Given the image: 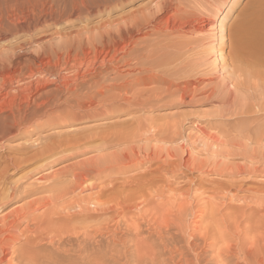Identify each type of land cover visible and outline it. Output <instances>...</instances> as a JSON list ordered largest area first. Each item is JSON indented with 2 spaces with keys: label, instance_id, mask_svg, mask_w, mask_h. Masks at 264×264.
<instances>
[{
  "label": "bare ground",
  "instance_id": "bare-ground-1",
  "mask_svg": "<svg viewBox=\"0 0 264 264\" xmlns=\"http://www.w3.org/2000/svg\"><path fill=\"white\" fill-rule=\"evenodd\" d=\"M194 2L195 0H182L179 3L177 0H158L155 2V7L153 6L154 8H151L148 13L139 11L138 14L135 12L136 14L133 13L125 19L122 17V20H119V18V21L100 23V26L92 30L90 28L84 33L83 31L72 33L67 32V24L72 20V17L76 16L77 20H83L84 15L86 17L95 16L98 12L117 6L120 2L104 7L93 8L92 6L91 8L89 0H78L74 6L75 14H69L65 0H0V143L2 144L26 130L36 129L40 125L50 123L55 119L60 118L67 121L66 118L83 116L86 110H92L105 103L115 101L120 102V104L121 102L122 104L125 102V104L134 105L138 103L139 106H145L144 104L140 105L142 100L136 99L139 98L136 97V93H133L132 97L129 96V90L133 86L124 78L142 68L160 71L161 73L171 71L175 76L182 71L181 68H183L185 60L183 57V63L181 58L185 53L182 50H176L177 47L174 45L172 37L184 33L200 32L205 25L203 22L207 21L199 17V14L194 16L193 12L184 9L192 7ZM47 6H49V10L45 9ZM208 9L210 10V8ZM206 11L209 14L207 9ZM261 16L251 19L246 27L242 28L240 24H237L227 28L223 22L229 17V9L226 8L221 12V25L217 30L219 37L215 41L219 42L220 47L218 45L219 48H217L214 44L213 50L216 51L218 60H229V64L225 62L224 65H228L223 66L224 69L228 70L229 76L224 80V83L221 82L222 85L217 90L221 101L223 100L222 103L228 108L225 109L226 113L228 111L230 113L235 112L240 104L244 106H242L244 109L240 107L243 115L244 113L248 115L255 108L264 112V16ZM147 28L150 30L144 32ZM94 30L97 31L93 33ZM232 32L236 33L233 34ZM55 38L58 41H53ZM166 41H169V44ZM226 48L229 49L227 53L224 52ZM181 52L183 54H180ZM170 74L167 75H173ZM165 79L162 82L168 83ZM179 85L176 87H180ZM242 88L249 89L255 95V97H250L253 99H251L252 102L246 99L251 103L243 102L242 98L245 97V94L242 97L238 96V91ZM171 90L172 87L170 86L163 93H168ZM178 90L180 89L178 88L174 93L179 92ZM163 93L161 92V94ZM188 95V89L185 88L181 99ZM140 96L142 95L140 94ZM143 100L146 101L144 97ZM143 103L147 105L146 102ZM257 129L255 131L259 132L260 130ZM254 132H250L251 135ZM262 132L260 131L257 136ZM136 137H138L137 133ZM119 138L121 137L119 136ZM108 139L111 140L112 137ZM140 139L138 140L141 141L142 139ZM212 139L214 141V138ZM122 140L124 139L122 138ZM258 141L260 142V140ZM124 142L126 141L124 140ZM148 142L146 141V147H149ZM68 144L70 143L55 141L40 150L34 152L22 150L23 152H20L19 157L12 155L14 157L5 159V163L0 164V209L8 203L22 199L23 196L26 197L25 194L18 195L19 188L17 187L10 186V189H3L5 177L10 172L9 168L13 167L17 170L25 163L43 161L58 155V153L63 154L67 151L65 146ZM152 146L154 147V145ZM155 151L157 152V149ZM233 151L231 150V152ZM201 152L204 154L205 151L201 150ZM63 156L57 160L61 161V159L66 158ZM174 159L165 160L166 165L163 163L161 165L167 167L168 170L169 168L179 169L180 162L177 163ZM190 166L188 165V167ZM122 172L119 171L118 173ZM100 173L97 169H85L76 176V183H71V185L74 183L75 186L67 184L69 187L67 186L59 192L58 187L60 185L56 182L54 186L52 184V186L49 185L43 189L46 192H55L54 195L50 193L51 196H44L39 200H29L28 203L15 207L2 216L0 218V264H115V261L117 263V260H121V258L128 260L130 256L128 254L133 255V262L121 260L125 261L126 264H240L238 262L240 260H243V264H264V245L255 242L258 237L253 240L249 248L242 246L244 242L241 239H238L239 242L235 239L237 243L232 245V240L230 241L232 244L227 243L226 238H229L227 236L229 232L227 234L223 232L225 229H222L223 231L220 233L218 232L219 235L215 232L214 234L218 235H215L216 238L213 236L214 234H209L206 229L203 232L200 231V220L195 222L196 225L192 231L188 229L187 231L183 230L185 229L182 227L184 225L177 224L179 220L175 218L172 220V225L177 232H174L169 227L168 221L156 218L154 223L151 221L153 225L147 227L151 230L149 235L144 236L141 225L143 223L138 221L139 218H137L138 220L135 219L133 212L143 204L147 198L146 193L157 186V181L150 183L157 178H152V180L141 178L142 180L135 181L136 178L134 177L131 182L130 180H123L120 183H113L111 180L110 185L108 183L106 187L104 185L105 191H103L104 188L102 189L103 193L101 194L103 196L108 194V199H105L103 206L99 204L101 205L100 209L93 205L96 209L92 208L91 210L89 205L93 203L78 201H82L81 198L79 199L80 196L78 200L75 199L78 202L73 200L74 202L71 203H61L68 195L78 190L84 193L86 190L84 191L83 186L85 187L90 179ZM56 184L58 187H55ZM90 185L88 188L93 186L91 183ZM133 188L136 190L132 191ZM165 188L166 186L162 188L159 185L157 192L163 195ZM55 190H58V194ZM101 212L110 213V215L113 213L110 219L104 221V225L97 224L100 222L98 218L103 215L100 216ZM180 212H182L181 208ZM129 215L130 217H128ZM132 215L134 216L131 217ZM198 217L201 219L202 214ZM95 220L98 221L97 226L94 225L93 227L95 232L90 231L92 227L89 228L90 230H86L81 228L83 225L80 226ZM21 228L23 229L20 230ZM218 228L220 227L218 226ZM100 233H104L103 236ZM261 235L260 237L264 240V236ZM178 238L181 239L178 242H182V239L185 238V242H187L188 239L186 246H180V243H177ZM126 240L130 242V246L126 244ZM220 243L224 244L217 248ZM206 251L215 252V254L208 259ZM235 258H238L236 262Z\"/></svg>",
  "mask_w": 264,
  "mask_h": 264
},
{
  "label": "rangeland",
  "instance_id": "rangeland-1",
  "mask_svg": "<svg viewBox=\"0 0 264 264\" xmlns=\"http://www.w3.org/2000/svg\"><path fill=\"white\" fill-rule=\"evenodd\" d=\"M65 1L68 7L67 12H69V14H75L74 6L75 2L77 3L78 0ZM89 1L91 3V8L92 6L93 8H96L98 6L104 7L108 4L113 5L117 2H120V4L105 11L103 10L100 13L98 12L95 16L86 17L84 15L83 20H77L76 16L72 17V20L67 24V32L74 33L77 31H83L84 33L85 31L90 30V28L92 30L100 26V23L103 24L108 23L109 21H117L119 18V20H122L135 12L138 14L140 12L148 13L149 10L151 11V8L155 7V2L158 0H122L123 2L120 0ZM181 1L182 0H177L178 3ZM196 1L197 0L191 5L192 7H186L184 9L193 12L192 14L194 16L199 14V17L202 19L204 18L208 20L209 18L217 23L208 28L204 25L200 32L189 34L184 33L180 36L175 35L172 37L174 39V45L177 47L176 50H182V52L185 53V55L182 52L180 53L183 54L181 58L182 62L183 57L185 60V64L183 65L184 62L182 63V71L178 72V75L175 76L171 71H169V73H161L160 71H150L142 68L143 70L140 69L133 72L131 74L132 77L128 75L124 78V80L126 79V82L129 81L128 83L133 86V88L129 90V96L132 97L136 93V97H139L136 99L142 100L140 105L144 104L145 106H139L138 103V105L127 103L126 105L125 102L123 104L121 102L120 104V102L115 101L105 103L92 110H86L83 113V116L72 117L69 119L66 118L67 121L60 118L57 120L55 119L50 123L40 125L36 129L26 130L12 139L4 141L2 144L0 143V164H4L5 159L8 160L10 157H19L22 150H26V152H34L55 141L70 143L65 146L67 151L63 154L58 153V155L56 154L43 161H33L29 164L25 163L22 165L23 167L20 166L17 170L13 167H11V169L9 168L10 172H8V176L5 177L3 189L7 190L12 186L13 188L17 187L19 188L18 195L25 194L26 197L23 196L22 199L4 205L0 209V218L9 211H12L13 208L28 203L27 201L29 200H39L44 198V196L48 197V195H54V191V193L46 192L43 190L44 187H49V185L52 186V184L54 186L57 182L60 187H58L57 184L55 187H58L60 192L61 189H64L67 186L69 187L67 184L75 186L74 183L72 185L71 183H76V176L85 171V169H97L101 173L90 179L85 184V187L83 186L84 191L86 190L85 192L83 191L84 193L80 192L81 190H78L75 193L68 195V198L66 197L61 203L67 204L71 203L73 200L75 202L90 201L91 204L93 203L92 205H89L91 210L92 208H101V205L105 204L103 202L108 199V194H104V196L101 194L103 193L102 189L104 188V185L105 187L108 184L110 185L111 180H113V183H120V181L123 180H130L131 182V179L133 180L134 177L136 178L134 179L135 181H140L144 178H147L148 180L157 178L158 180L156 179L155 181L150 182L152 184L157 181V186L146 193L147 198L143 204L135 210L136 213H138L136 214L134 211L133 214H135V216H131H134L136 220L139 218L138 221L143 223L141 225L144 230V236L149 235L151 230L147 227H150L151 224L153 225L154 221L157 219L168 221L171 230L177 232L175 231L176 228L172 225V220H175L176 218V220L180 221L177 222L178 225H184L182 226L183 228L185 227L183 230L188 229L189 231H192L196 225L195 222L200 220L199 229H201L200 231L202 232L206 229L209 234H214L216 232V234L219 235V233L223 231L222 229H225L223 232L226 234L228 232L231 233H228L227 236H229V238L227 237L226 239L227 243H230L232 240L233 244L230 243L232 245L239 242L238 239H241L244 242L242 246H248L247 248H249L251 247L253 240H256V237H258V239L255 242L264 245V240L260 237L261 234L264 236V148H262L264 147V132H262L264 130V112H262L263 110L255 108V112L253 111L255 114L250 112L248 115L245 113L243 115L241 110L244 109V106L241 104L237 106V110L233 112L234 114L230 113V111H228L229 113L225 112V109L228 108L222 103L223 100L221 101L217 90L218 88L220 89L222 85L221 82L224 83V80L229 76L228 70L223 68V66L225 67L229 64V60H218L217 54L215 53L216 51L213 50L214 44H216L215 47H220L219 42L215 41L219 37L217 30H219L221 25V12L224 9H229V17L223 22V24L226 25L227 28L240 24L243 28L248 26L251 19L258 17L259 15L261 16L262 14L261 17L264 16V0H213V2L212 0H199L197 3ZM208 8H210V10ZM213 8H216V10H213ZM45 9L49 10V6ZM206 9L209 11V14ZM203 24H206V21H204ZM149 30L150 29L147 28L144 32ZM95 31L97 30H94L93 33H95ZM232 33L235 34L236 32ZM53 41L58 40L55 38ZM169 41H166V43L168 42L169 44ZM171 45H173L172 42ZM228 51L229 49L226 48V51L224 52L227 53ZM225 62L228 64L224 65ZM170 73L173 75L168 76L167 74ZM163 79L168 81V83H163ZM178 84H180V87H176ZM170 86L172 87V92L163 93L165 90L167 91ZM178 88L180 89L178 90L179 92L174 93ZM185 88L188 89L189 95L186 98L181 99ZM161 92L163 94H161ZM251 92L252 91L249 89L242 88L239 89L238 96L242 97V95L245 94V97L242 98L243 102L251 103L252 98L250 97H255ZM139 93L142 96H140ZM143 97L146 101L143 100ZM246 99L251 102H248ZM148 100H151L152 102H149ZM143 102H146L147 105ZM240 107H242V109H240ZM150 127L155 129L153 130ZM255 129L258 131L260 130L262 132L260 135L262 134V136L258 135V138L257 134L260 131L257 132ZM250 132H254V134L251 135ZM136 133L138 137H136ZM144 133L149 136H145ZM166 133L168 134L166 135ZM141 134L142 137H140ZM255 135L256 137H254ZM116 136L120 140L117 139ZM111 137V140L114 139L112 142L108 139ZM106 138L108 140H105ZM122 138L126 142H124ZM212 138H214V141ZM258 140H260V142ZM146 141H149V147H146ZM140 145L143 147H140ZM152 145H154V147ZM154 149H157V152ZM201 150H203V152L205 151L204 154ZM231 150L234 151L231 152ZM63 155L66 158L61 159V161L57 160V158ZM173 159L177 163H181H179V169L169 168L168 170L167 167L161 165L162 163L164 165L166 161ZM137 161L139 162L137 163ZM188 165L191 166L188 167ZM118 170L123 172L118 173ZM89 182L93 185V188H88L90 185ZM159 185L162 188L166 186L164 189L165 195H160V192H157V190H159ZM135 190L136 188L132 189V191ZM99 191L100 193H98ZM103 191H105V188ZM56 194H58V192ZM75 194L77 195L75 196ZM97 194L103 197L98 198L99 195ZM78 197L79 199L81 198L82 201L78 200ZM94 197H97L96 200H94ZM76 198L78 201L75 200ZM206 202L207 204H205ZM93 205H95L96 208ZM180 208L182 212H180ZM154 210L156 214L154 213ZM106 214L101 212L100 216L102 215L103 217L101 216L98 218V221L100 222L95 220L92 223L81 224L80 226L83 225L81 228L90 230L92 227V230L90 231L95 232V229H93L94 225L97 226V224L105 223L104 221L110 219L113 215V213H111V215L110 213ZM200 214H202L201 219L198 217ZM128 217H130V215ZM151 221H153V223ZM218 226L220 228H218ZM176 227L178 228V226ZM22 229L23 228L20 230ZM100 234L103 236L104 233ZM216 234L213 235L215 238L218 236ZM213 236L211 235V237ZM236 236L237 238H235ZM129 239L130 237L128 240ZM178 239L177 243H180V246H186L188 239L187 242H185L186 238L182 239V242H184L183 245L182 242H178L181 239ZM128 240H126V244L130 246ZM131 240H133V238ZM222 244L224 243H220L217 248ZM207 253V256H205L208 257V259L215 254V252ZM128 256V260L124 258H121V260L130 263L133 262V255L128 254ZM237 259L235 258V262ZM121 260H117V263L126 264L125 261ZM238 262L243 264V260ZM117 263L115 261V264Z\"/></svg>",
  "mask_w": 264,
  "mask_h": 264
},
{
  "label": "snow or ice",
  "instance_id": "snow-or-ice-1",
  "mask_svg": "<svg viewBox=\"0 0 264 264\" xmlns=\"http://www.w3.org/2000/svg\"><path fill=\"white\" fill-rule=\"evenodd\" d=\"M217 22L212 20V19H208L206 21L205 27L208 28L209 26L215 25Z\"/></svg>",
  "mask_w": 264,
  "mask_h": 264
}]
</instances>
